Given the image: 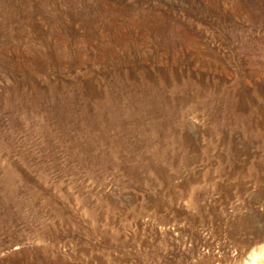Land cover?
I'll return each mask as SVG.
<instances>
[{
    "label": "rangeland",
    "instance_id": "rangeland-1",
    "mask_svg": "<svg viewBox=\"0 0 264 264\" xmlns=\"http://www.w3.org/2000/svg\"><path fill=\"white\" fill-rule=\"evenodd\" d=\"M0 264H264V0H0Z\"/></svg>",
    "mask_w": 264,
    "mask_h": 264
}]
</instances>
